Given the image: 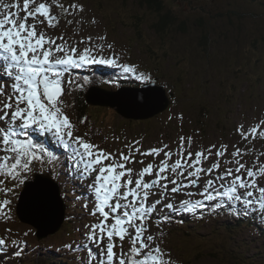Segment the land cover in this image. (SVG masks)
<instances>
[{
    "label": "snow or ice",
    "instance_id": "1",
    "mask_svg": "<svg viewBox=\"0 0 264 264\" xmlns=\"http://www.w3.org/2000/svg\"><path fill=\"white\" fill-rule=\"evenodd\" d=\"M22 4L21 0H0V97H4L0 100V153H6L0 155V191L4 193L0 219L12 220L13 201L20 199L18 189L25 191L37 210L49 204L55 185L43 183V177L33 182V174L47 161L57 179L61 174L67 179L70 167L74 183L90 181L86 185L89 199L81 207L95 220L83 225L80 241L62 245L66 254H72L74 264H181L167 247L162 227L178 214L203 219L202 209L218 214L227 208L231 215L254 216L264 224V163L246 166L242 161L252 150L240 147L243 142L251 143L250 137L256 139L258 131L264 135V119L252 127L238 124L240 140L232 144L233 151L225 143L197 144L198 131L180 135L175 148L162 140L158 146L145 147L143 137L131 141L125 137L123 148L115 150L101 147L90 132H81L87 117L75 122L66 111L70 105L62 99L65 84L83 88L89 77L74 80L75 70L94 64L119 67L144 84L154 83L151 73L120 64L113 43L96 45L92 36L69 43L63 33L48 34L47 29H56L61 19L69 25L74 21L82 25L84 20L75 17L85 12L83 4L66 6L58 0H22ZM54 7L63 11L54 13ZM85 41L87 46L78 48ZM105 47L113 50L107 57ZM152 102L148 96L132 98L137 107ZM178 119L183 121V113ZM33 132L51 137L64 153L57 154L34 139ZM104 139L107 142V137ZM147 157H152V162L138 171L130 166L143 165ZM157 157L161 158L158 162ZM35 162L40 163V169ZM6 180L10 187H4ZM191 189L202 199H184L194 194ZM89 203L93 204L90 209ZM31 232L28 229L23 236ZM5 233L0 236V252L22 257L27 240L11 238V228ZM126 240L130 246L125 251Z\"/></svg>",
    "mask_w": 264,
    "mask_h": 264
},
{
    "label": "rangeland",
    "instance_id": "2",
    "mask_svg": "<svg viewBox=\"0 0 264 264\" xmlns=\"http://www.w3.org/2000/svg\"><path fill=\"white\" fill-rule=\"evenodd\" d=\"M158 1L163 2V13L150 8L151 2L148 0H58L66 6L72 3L83 4L85 12L80 13L75 19H83L84 23L78 25L74 21L69 25L67 20L61 19L56 29H47L50 36H60L63 33L65 38L69 39V43L88 36L93 37V44L96 45L113 43V50L120 57V64L135 65L138 71L151 73L153 81H159L168 91H174L172 95H168L162 85H145L135 76L124 73L119 67L94 64L83 71L75 70V74L90 75L91 72L88 70H91L95 72L93 76L99 74L101 78L95 85L113 92H119L120 86L133 82H135L133 85H145L141 88H126L129 89V95L133 96L141 95L140 89L143 88L149 90L162 87L163 91L156 92H163L171 97L167 110L153 118L131 120L119 114L115 110L117 106L114 108L102 105V102L93 104L91 103L93 101L85 100L86 108L77 111L74 110L76 102L68 101L66 92L62 97L70 105L66 111L75 122L87 117L86 123L81 125V132H90L95 143L109 150L123 148L127 141L141 137L145 147L158 146L162 140L175 148L179 134L194 135L198 131L197 144L208 147L211 144L225 143L229 145V151H233L232 144L240 140L237 133L238 124L252 127L260 119H264V0ZM5 2L11 3L12 0ZM62 11L55 7L53 9L54 13ZM167 12L174 16V22L169 27L167 37H162L155 31L153 24L159 22ZM93 18L96 20L95 24L90 22ZM67 19L73 17L68 16ZM104 36L107 38L106 41L97 38ZM204 41L207 42L206 45L203 44ZM77 46L82 49L87 46V41ZM113 50L105 47L103 54L107 57ZM115 68L120 69L118 76L106 77L101 73L110 72L112 71L110 69ZM73 79L77 80L76 77ZM91 95L96 101L107 97V93L101 90H94L90 92ZM3 99L4 97H0V100ZM180 113H183L182 122L178 119ZM170 116L172 119H169ZM174 130L178 133L176 136ZM33 133L38 137L37 140L47 144L57 154L64 153L65 150L51 137ZM116 136L120 137V140H115ZM250 140L251 143L246 141L240 144V147L246 146L252 150L244 156L242 162L246 161V166H253L255 163V166L259 167L260 163H264V155H261L264 153V135L258 131L256 139L250 137ZM139 159L137 156V160ZM159 159L161 158L157 157L156 161ZM152 160V157H147L144 158L143 165L135 163L130 166L138 171ZM35 163L37 169H40V163ZM48 167L45 161L43 169L33 174V182L36 177L43 176V183L51 181L59 193L60 183L66 182L70 186L67 194L73 202V206H68L66 200H63L66 211L72 208L77 214L85 213L86 217L85 214L77 215L75 222L68 224L65 222L62 228H58L59 217H52L50 214L41 218L39 210L35 211L33 206L29 205L30 222H24L19 218L17 210L21 192L24 190L18 189L20 199L13 201L12 220L5 222L0 219V236L6 234V228H11V238L27 240V246L23 248L25 257L22 261L20 258L0 252V257H3L0 264H72L71 261H67L72 254H66L62 250V245L75 241L74 238L80 241L83 225L95 220L81 207V204L89 199L86 185L90 181L74 183V174L70 167L67 170V179L63 174L57 179L56 172ZM10 186L11 183L6 180L4 187ZM190 191L194 194L191 197L184 196V199L193 201L202 199L196 194V189ZM3 198L4 193L0 191V199ZM205 203L211 204L208 201ZM92 206L93 204L89 203V209ZM237 207L239 208V205ZM219 211L226 216L207 215L203 218L206 223L201 221L195 224L194 218L191 225L184 224L183 227L175 226L176 223L179 224L177 220L163 224L167 247L173 256L181 264H264V224L254 216L253 219L256 221L249 222L244 220L243 216H234L233 219L230 212L222 209ZM206 212L208 213V210ZM184 216L186 220L193 217L192 214ZM228 218L233 222L226 223L228 227H225L223 222ZM168 224L171 230L178 228L181 230L174 233L171 231V236L168 237ZM28 229L32 232L24 237L23 233ZM189 229L192 230V234L186 233ZM152 230L156 231L155 225ZM129 246L126 240L125 251ZM231 246L237 250L235 258L231 253L233 251ZM6 251L11 252V249ZM45 254L46 260L42 259Z\"/></svg>",
    "mask_w": 264,
    "mask_h": 264
},
{
    "label": "water",
    "instance_id": "3",
    "mask_svg": "<svg viewBox=\"0 0 264 264\" xmlns=\"http://www.w3.org/2000/svg\"><path fill=\"white\" fill-rule=\"evenodd\" d=\"M94 90H101L105 91L107 93V97L101 98L100 101H96L93 96H90V92L88 93V100L95 104L97 102H102V105H108L115 107L117 106V111L121 114H123L127 118H135V119H145L152 117L161 111L165 110L168 106L167 99L162 92V95H158L156 91H162V88L157 87V88H150L149 90L143 88L140 89V92H142L141 95H129L128 90L129 89H122L119 92H113V91H108L105 89H100L96 88ZM91 91V92H92ZM145 96H148L152 103L145 107H137L132 103V98L137 97V98H144ZM166 102V104H164ZM43 182V181H42ZM50 184H52L51 181H49ZM53 185H55L53 183ZM53 197L49 204L43 208L42 210H39V216L41 218H44L46 215H50L53 217H59L60 219V224L58 228L62 226L64 220H65V207L63 205V202L61 200L60 193L55 185V188L53 189ZM32 205L33 209L36 211L37 209L35 206L32 204L29 196L25 193L22 194L21 196V202L19 204L18 208V214L26 222H30V219L28 218L30 216V213L28 212V206ZM45 230L44 228H42ZM55 231V230H54Z\"/></svg>",
    "mask_w": 264,
    "mask_h": 264
},
{
    "label": "trees",
    "instance_id": "4",
    "mask_svg": "<svg viewBox=\"0 0 264 264\" xmlns=\"http://www.w3.org/2000/svg\"><path fill=\"white\" fill-rule=\"evenodd\" d=\"M148 1L151 2L150 8H153L155 10H159L158 13H163L164 12V6H163V2L162 1L161 2L158 1V0H148ZM173 19H174V16L171 15L170 12L164 13V16L162 17V19L159 22H157V23L155 22L153 24L155 31L158 32L162 37H167V34L169 32V27L174 22ZM206 40H208V39H206ZM203 44L206 45L207 42L204 41ZM111 70L112 71H110V72H101V73H103L104 76H106V77H109V76L110 77H115L118 74H120L119 73V69H111ZM98 75L99 74H97V76H93L92 73L90 75H87L89 77V83H87L85 85V87L88 86V85H91V84H98L100 82V80H101V78ZM83 77L84 76L80 77V81H82ZM72 100H73V102L74 101L76 102V106L74 107V110L76 109L77 111H80L81 109L86 108V105H85V92H83L82 94L74 96ZM69 103L73 104L72 102H69ZM37 138L38 137H36V139ZM67 203H68V206L69 205L73 206V202L70 199L67 200ZM67 214H68L67 218L71 220V221L68 220V222H70V223L72 222L73 218H76V217L79 216V214L76 213V210H68ZM253 220H254L253 217L247 218V221H249V222H253ZM226 223H230V222L229 221L225 222L226 227H228V225ZM216 233L218 235H220V232L218 230H216ZM232 249H233V251H235V252H233V251L231 252L232 254H234L233 258H235L236 254H237V250H235L233 247H232ZM24 257L25 256L23 255L22 257H20V259L23 261ZM46 257H47V254H45L44 257H42V259L46 260ZM63 258H65V257L63 256ZM67 261L68 262L71 261L72 264H74L73 257H68Z\"/></svg>",
    "mask_w": 264,
    "mask_h": 264
},
{
    "label": "bare ground",
    "instance_id": "5",
    "mask_svg": "<svg viewBox=\"0 0 264 264\" xmlns=\"http://www.w3.org/2000/svg\"><path fill=\"white\" fill-rule=\"evenodd\" d=\"M111 70V69H110ZM89 72H91V73H95V72H93V71H91V70H88ZM83 75V73H80L79 74V76H77L76 78H80L81 76ZM66 78V80H67V77H65ZM83 79V78H82ZM65 87V90H67V85H65L64 86ZM146 89V88H145ZM83 93V92H82ZM89 104V103H88ZM116 107V106H115ZM35 137H36V135L33 133V138L35 139ZM150 159V158H149ZM146 162H148V161H146ZM49 168V167H48ZM39 172V171H38ZM55 176V175H54ZM34 177V176H33ZM43 177V176H42ZM60 192H62V195H63V197H64V199L66 200V202H67V200L68 199H70V200H72L71 198H70V196L67 194V188H66V185L65 184H62V183H60ZM24 193V191L23 192H21V194H23ZM85 199H87V198H85ZM61 200H62V198H61ZM21 202V201H20ZM62 202H63V200H62ZM214 202H211V204H213ZM211 204H209V205H211ZM63 205H64V207H65V209H66V206H65V203L63 202ZM19 206V205H18ZM237 209H238V207L237 206H235ZM223 211L225 210L226 212H229V210L227 209V208H224V209H222ZM210 212V211H209ZM85 213H79V215H84ZM212 216H214V214L213 213H210ZM219 214V213H218ZM85 217H86V214L84 215ZM207 215H205L204 214V217H206ZM249 217H253V216H248V217H242L244 220H247V218H249ZM19 218L21 219V217L19 216ZM232 218L234 219V215H232ZM31 219H33V218H31ZM22 221H24L23 219H21ZM175 220H177L176 219V216L173 218V220H172V222H174ZM42 221V220H41ZM201 221H203V219H200V218H198L197 216L195 217V224H199L198 222H201ZM224 221L225 222H227V221H229V222H233V221H231V220H229V218L228 219H224ZM256 220H253V222H255ZM24 222H26V221H24ZM57 222V221H56ZM91 222V221H90ZM225 222H223V225L226 227V225H225ZM48 223V222H47ZM203 223H206L205 221H203ZM194 224V225H195ZM52 226V225H51ZM263 228H264V226H263ZM260 234H262V233H260ZM263 234H264V232H263ZM77 255H79V252H77ZM73 257V256H72ZM54 263V262H53Z\"/></svg>",
    "mask_w": 264,
    "mask_h": 264
}]
</instances>
